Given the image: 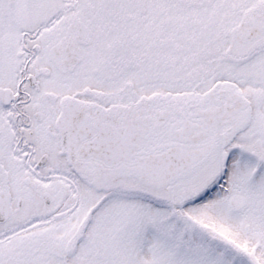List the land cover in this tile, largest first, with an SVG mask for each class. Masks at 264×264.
I'll return each instance as SVG.
<instances>
[{
	"label": "snow or ice",
	"instance_id": "6c2138e0",
	"mask_svg": "<svg viewBox=\"0 0 264 264\" xmlns=\"http://www.w3.org/2000/svg\"><path fill=\"white\" fill-rule=\"evenodd\" d=\"M0 264H264V0H0Z\"/></svg>",
	"mask_w": 264,
	"mask_h": 264
}]
</instances>
